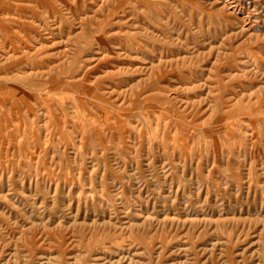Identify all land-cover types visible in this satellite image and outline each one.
<instances>
[{
  "label": "rangeland",
  "instance_id": "rangeland-1",
  "mask_svg": "<svg viewBox=\"0 0 264 264\" xmlns=\"http://www.w3.org/2000/svg\"><path fill=\"white\" fill-rule=\"evenodd\" d=\"M0 264H264V0H0Z\"/></svg>",
  "mask_w": 264,
  "mask_h": 264
},
{
  "label": "bare ground",
  "instance_id": "bare-ground-1",
  "mask_svg": "<svg viewBox=\"0 0 264 264\" xmlns=\"http://www.w3.org/2000/svg\"><path fill=\"white\" fill-rule=\"evenodd\" d=\"M234 3V2H233ZM229 6V5H228ZM231 7V6H230ZM240 10V9H239ZM234 12V11H233ZM251 19V18H250Z\"/></svg>",
  "mask_w": 264,
  "mask_h": 264
}]
</instances>
